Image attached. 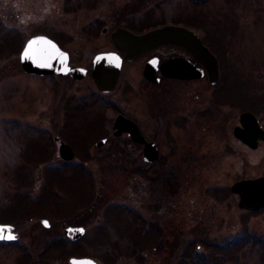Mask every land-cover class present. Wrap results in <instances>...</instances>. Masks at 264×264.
<instances>
[{"label":"rangeland","instance_id":"1","mask_svg":"<svg viewBox=\"0 0 264 264\" xmlns=\"http://www.w3.org/2000/svg\"><path fill=\"white\" fill-rule=\"evenodd\" d=\"M129 1L116 0L120 8ZM137 11L152 14L150 26L181 22L195 31L215 51L216 84L201 77L150 86L146 60L181 53L160 45L124 61L115 88L101 93L91 60L117 50L86 31L99 8L84 0H0V212L15 217L0 223L17 234L15 243L0 244V264H70L81 256L98 264H264V209L240 208L230 190L264 177V141L251 149L232 135L242 111L264 129V0H143ZM36 35L55 41L85 77L23 73L20 51ZM118 114L155 142V161L145 164L143 145L127 133L114 136ZM61 142L73 150L70 165L59 157ZM79 163L93 203L64 217L89 191ZM97 198L105 203L99 210L92 209ZM37 208L51 215L28 218ZM75 214L83 225L71 223ZM67 226H83L84 236L71 242ZM53 241L33 262L22 255Z\"/></svg>","mask_w":264,"mask_h":264},{"label":"water","instance_id":"2","mask_svg":"<svg viewBox=\"0 0 264 264\" xmlns=\"http://www.w3.org/2000/svg\"><path fill=\"white\" fill-rule=\"evenodd\" d=\"M202 1V0H195ZM113 41L121 49L127 61H132L136 57L145 54L159 45L172 44L185 49L191 54L193 59L199 62L206 70L209 82L216 83L219 78L218 64L216 57L209 49L202 44L199 37L192 31L184 27L165 26L151 30L143 35H133L128 31L118 29L113 34ZM51 41L55 45L53 50L47 43ZM29 42H33L29 48ZM29 50V55H24L25 50ZM69 56L62 51L58 45L46 36L31 37L22 48L19 63L24 73L35 76L57 75L63 77L69 74L72 78L82 79L87 74V70L81 67L71 68L68 65ZM122 65V58L113 52L97 54L91 64V77L96 88L101 92H111L117 83ZM158 60L152 58L146 62L143 75L153 83H158L155 77ZM162 74L166 77L177 79H197L203 76V69L195 67L189 60L184 58H172L160 65ZM240 125L234 129L236 138L250 148L255 149L258 139L264 141V130L259 125L256 117L250 112H244L240 116ZM114 136L119 137L123 133H128L131 139L143 145V159L146 162H153L159 156V151L155 142H148L140 133L138 126L129 118L118 115L113 125ZM57 139V138H56ZM105 140L97 143L101 146ZM59 155L64 160H72L74 153L72 148L65 143H60L58 147ZM231 192L239 195L238 206L252 212L264 209V177L236 182L230 188ZM47 222V223H45ZM42 224L48 227V221L42 220ZM3 229L0 232V240H14L15 235L11 233L12 227L0 225ZM82 227L69 226L64 229L65 237L76 240L84 234ZM92 261L90 258L70 259V264H85Z\"/></svg>","mask_w":264,"mask_h":264},{"label":"flooded vegetation","instance_id":"3","mask_svg":"<svg viewBox=\"0 0 264 264\" xmlns=\"http://www.w3.org/2000/svg\"><path fill=\"white\" fill-rule=\"evenodd\" d=\"M142 2H143V0H137V2L134 0H130L129 2H127V4L125 6H122L120 8V7H118V5L120 3H117L116 0H108L107 5H104L102 0H84V7L89 8V9H91L93 7H97V8H99V11H100V15H98L97 17H94L88 23H86V28H87L86 31H88L89 33L93 32L98 37H102V38L104 37L105 41L107 38L109 43L114 45L117 52L121 55V50L117 47L116 43L113 41V38H112L113 34L118 29L127 30L128 32L133 33L135 35H140V34L146 33L147 31H150L152 29L159 28V27H162L165 25H179V24H181V22L179 24L175 23V22L174 23L171 22L169 24H161V25L159 24V25H155V26L148 25L149 21H151L152 14L148 13V12L139 13L137 11V9L139 8V6ZM192 3L194 5H200L201 4V2H197V3L192 2ZM165 46L178 49L181 51V53L175 52V54H173V55H167L164 59L158 58L159 62L167 60V59L175 58V57H181V58H186V59L190 60L196 67H198V68L201 67L199 63L195 62L192 59V57L189 53H186L188 56L185 55L184 49L177 47V46H173V45H163L162 47H165ZM146 54H143L141 56H147V55H149V52L147 55ZM151 58H153V56L150 57V59ZM148 60H146V62ZM69 61H70V59H69ZM145 63H144V65H145ZM144 65H143V67H144ZM154 74L159 78L158 83H152L151 81H148L147 79L144 78L150 86L151 85L153 86L154 84L155 85L160 84V82L163 80H171V81H175V82H180L178 79H172V78H167V77L161 76L159 67L157 68V70L155 71ZM142 75H143V68H142ZM204 77H207V76L204 74L202 78H204ZM238 120H239V116H238ZM112 132H113V130H112ZM15 242H12V243H15ZM43 254H45V251H38L36 253L33 250H30V251H26V252L22 253V255L27 256L31 262H33V259H36V257H38V259H39L40 256H42ZM84 257H86V256H81V257H77V258H84Z\"/></svg>","mask_w":264,"mask_h":264},{"label":"trees","instance_id":"4","mask_svg":"<svg viewBox=\"0 0 264 264\" xmlns=\"http://www.w3.org/2000/svg\"><path fill=\"white\" fill-rule=\"evenodd\" d=\"M20 46V45H19ZM19 48V47H18ZM18 51V50H17ZM214 51V50H213ZM214 53H215V51H214ZM92 135H96V131H94L93 133H92ZM77 168L75 169V171L77 170L79 173H80V178H81V181L82 182H85V184H86V186L89 188V191L87 190L86 191V197H84V198H82L81 199V201L78 203V204H72V203H69V205H67V206H69L68 208H70V209H72V211L71 212H69V213H66L65 211L64 212H62V214H63V216L64 217H69V216H72L73 215V213L75 212V210H76V208H77V206H79V208L81 209V208H84L86 211H87V208H89V206H91L92 205V203H91V201H92V192H91V177L89 176V174H88V172H86L85 170H84V168L81 166V165H77L76 166ZM49 168H50V166H49ZM57 168H59V167H54V166H51V169H55V170H57ZM88 174L87 176H83L82 174ZM82 175V176H81ZM75 181V180H74ZM77 183H78V181H77ZM89 193V196H90V198H89V196L87 195ZM94 199V198H93ZM101 199H96V200H94V204L95 205H93L92 206V209H97V210H99V208L101 207V206H103V205H105V203L104 202H101V203H98V204H96L98 201H100ZM102 201V200H101ZM104 201H105V199H104ZM38 203V202H37ZM91 203V204H90ZM103 203V204H102ZM101 204V205H100ZM38 205V204H37ZM98 205H100V207L98 206ZM106 205H107V203H106ZM37 207V206H36ZM109 207H107V211L106 212H108V209ZM44 209V208H43ZM80 209H79V211H80ZM96 210V211H97ZM52 213V212H51ZM53 214V213H52ZM28 215V214H27ZM49 215H51L50 214V212L48 213V209H45V211H43L42 210V208H37L36 209V212H34V213H31V215H28V218H31V216H33V217H36V216H41V217H43V216H46V217H49ZM77 215V216H76ZM20 216V215H19ZM12 218H15L12 214H11V212H9L8 214H6V213H3V212H0V219L1 220H9V222H10V219L12 220ZM25 218V217H24ZM14 220V219H13ZM12 220V221H13ZM71 221V223H73V224H75V225H83V221L80 219V216L78 215V214H75V220H70ZM6 222V221H5ZM253 241H257V239H255V240H253ZM53 243H55L54 241L53 242H51V243H49V242H46L45 243V245L42 247V248H40V249H38V250H42V251H46ZM224 249V248H223ZM218 262H219V259L218 258H216V259H214L211 263L212 264H218Z\"/></svg>","mask_w":264,"mask_h":264},{"label":"snow or ice","instance_id":"5","mask_svg":"<svg viewBox=\"0 0 264 264\" xmlns=\"http://www.w3.org/2000/svg\"><path fill=\"white\" fill-rule=\"evenodd\" d=\"M33 42H29V48L31 47V44H32ZM47 43L49 44V45H51V47H52V49L53 50H56L55 49V45L54 44H52V42L51 41H47ZM24 55H29V50L28 49H26L25 50V53H24ZM45 223H47V222H45ZM83 229H81V231H82ZM3 231V229L2 228H0V232H2ZM85 264H94V262H92V261H87V262H85Z\"/></svg>","mask_w":264,"mask_h":264}]
</instances>
